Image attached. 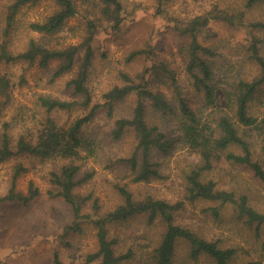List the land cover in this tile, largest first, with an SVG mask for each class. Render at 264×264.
<instances>
[{
  "label": "rangeland",
  "instance_id": "374dc122",
  "mask_svg": "<svg viewBox=\"0 0 264 264\" xmlns=\"http://www.w3.org/2000/svg\"><path fill=\"white\" fill-rule=\"evenodd\" d=\"M14 1L0 0L2 38L3 28L7 25L9 5ZM121 2L124 20L118 29L112 27L111 21L101 19L98 7L79 2L78 13L67 20L61 32L49 37L51 45L77 43L84 39L88 31L87 20L97 21L92 42L93 64L87 80L92 95L90 106L47 111L38 100L42 94L63 99H82L74 95L68 85V81L78 72L79 62L71 71L52 79L59 59L52 60L48 68L42 67L38 60L30 64L23 59L13 62L0 60L1 72L11 80L10 100L0 108V127L6 122L10 123L9 130L14 141L22 132L29 139L35 140L38 129L47 116H52L61 125H69L75 118L86 114L94 103L104 102L103 94L108 89L123 84L122 72H127L139 81V76L151 65V61L144 53L134 56L131 53L147 46L152 47L156 59L165 61L176 71L184 93L191 97L195 106L199 105L197 101H201V94L195 90L187 74L186 58L180 50L190 41L189 35L181 33L180 27L199 15L209 17L208 24L199 33V40L214 49L216 55L213 57V66L216 70H223V74L229 75H253L257 72V66L249 59L252 52L250 47L254 39L261 38L260 45L264 49V32L254 28L252 23L264 21V3L248 6L247 0H166L160 12L158 0ZM58 6L56 0H39L18 10L14 22L8 26V37L11 38L9 48L14 54L25 50L31 38L40 37V34L30 28V23L45 20ZM221 13L225 17H221ZM83 54L82 50L81 55ZM223 86L218 89V103L221 106L226 105ZM163 88L165 89L164 86ZM165 90L175 99L173 90ZM1 98L2 95L0 100ZM136 102L137 93L133 92L116 102L112 115L108 106L104 105L84 127V133L96 142V152L82 164L80 177H85L88 173L91 175L76 189L82 197L88 196L83 202L82 216L79 219H75L70 203L51 193L58 188L52 181L51 171L61 167L66 160L54 157L42 160L36 156L20 154L0 163V198L8 193L14 180L20 192L28 191L31 180L40 191L27 203L0 200V264H56V252L64 264H97L98 259L87 260V255L99 247L97 227L93 219L123 202L119 187L124 184L137 199L154 196L173 203L182 202L183 205L175 212L177 221L191 225L209 239L222 235L226 243H245L248 233L235 227V221L231 224L225 217H231L235 212L231 203L221 206L223 220L215 222L209 216L210 211L205 209L217 204L216 201L185 198V174L198 157L178 138L170 151H154L152 154L161 173L160 177L150 182L133 180L135 173L124 159L137 146L135 131L130 128L121 138L115 139L112 129L118 117L132 114ZM253 108L264 112V84L255 95ZM147 118L152 123L159 124L170 136L178 135L179 120L176 116H163L154 112L150 102ZM249 138L256 157L264 158V134L253 129ZM18 163H22L27 170L14 179L15 165ZM205 177L214 179L220 188L236 191L237 196L249 194L250 203L258 209H264V184L247 166L224 160L215 163ZM108 228L109 235L118 240L116 252L130 253L123 264H153L154 249L165 230V222L161 218L151 222L147 213H140L126 220L108 223ZM188 247L187 242H179L180 260H185ZM191 264L211 263L203 258Z\"/></svg>",
  "mask_w": 264,
  "mask_h": 264
},
{
  "label": "trees",
  "instance_id": "16d2710c",
  "mask_svg": "<svg viewBox=\"0 0 264 264\" xmlns=\"http://www.w3.org/2000/svg\"><path fill=\"white\" fill-rule=\"evenodd\" d=\"M37 1L39 0H15L9 5L7 25L3 28L4 36L3 38L0 36V60L13 62L23 59L29 64L38 60L42 67L48 68L52 60L59 59L53 70L52 79L71 71L79 62L78 72L68 81V85L71 86L73 94L82 99H63L42 94L38 100L47 111L90 106L92 95L87 80L93 64L92 42L97 21L87 20L88 31L80 42L57 46L50 44L49 37L61 32L67 20L78 13L79 2L98 7L101 19L111 21L112 27L118 29L124 20L121 0H56L59 5L57 10L45 20L30 23V28L40 34V37L31 38L25 50L14 54L9 48L11 39L8 37L9 27L22 6ZM158 1L161 12L162 4L166 0ZM256 3H264V0L246 2L248 6ZM220 16L225 17L222 13ZM208 21V16L199 15L180 27L181 33L189 35L190 38L187 45L180 50L186 58L187 74L195 90L201 94V101H197L199 105L195 106L191 97L184 93L176 71L165 61L156 59L152 47L147 46L131 53V56L144 53L151 61V65L139 76V81L127 72H122L124 83L108 89L103 94L104 102L94 103L86 114L75 118L69 125H61L52 116H47L39 127L35 140L29 139L28 135L22 132L15 141L9 130L10 123L6 122L2 128L0 127V163L20 154L36 156L42 160L54 157L67 161L58 169L51 171L52 181L58 187L51 193L61 196L70 203L75 219H79L82 216L83 202L88 196L82 197L76 189L91 175L88 173L85 177H80L82 164L96 152V142L84 133V127L93 119L100 107L108 106L112 115L116 102L136 92L137 102L132 114L118 117L112 129L115 139L121 138L130 128L135 131L137 146L133 153L124 159L129 162L135 173L133 180L150 182L160 177L161 173L157 163L153 161L152 154L154 151L161 153L170 151L178 138L198 157L190 171L185 174L187 182L185 198L216 201L217 204L205 209L210 211L209 216L215 222L223 220L221 206L231 203L235 212L231 217H225L231 224L235 221V227L244 229L250 236L245 239V243L240 241L226 243L222 235L209 239L191 225L177 221L175 212L183 205L182 202L173 203L154 196L137 199L124 184L119 187L123 202L113 210L93 219L97 227L99 247L87 255L88 261L98 259L97 264H123V260L129 257L130 253L116 252L118 240L109 235L108 223L147 213L151 222L158 218L165 222V230L154 249L153 264H191L203 258L211 264H264V209H258L251 204L249 194L242 193L237 196L236 191L220 188L214 179L205 177L215 163L225 160L247 166L264 184V158L256 157L249 138L253 129L264 134V112L253 108L255 95L264 84V49L263 45H260L261 38L254 39L249 55V59L257 66V72L253 75L223 74V70H216L213 66V57L216 55L214 49L199 40V33ZM252 25L264 32V21H255ZM10 85V78L0 70V95L3 96L0 108L10 100ZM163 86L165 89L173 90L175 99L168 95ZM221 86L224 90L225 106L218 103V89ZM149 102L154 112H159L163 116H176L179 120L178 135L170 136L159 124L148 120ZM25 170L27 168L22 163L16 164L14 179ZM39 193V188L33 180L30 181L26 193L17 190L14 180L11 189L0 200L27 203ZM180 241L187 242L189 246L185 260L179 259ZM54 262L64 264L58 252L55 253Z\"/></svg>",
  "mask_w": 264,
  "mask_h": 264
}]
</instances>
